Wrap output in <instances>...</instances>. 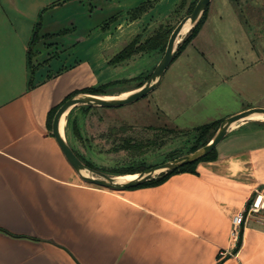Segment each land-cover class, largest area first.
I'll return each mask as SVG.
<instances>
[{"label": "crops", "instance_id": "1", "mask_svg": "<svg viewBox=\"0 0 264 264\" xmlns=\"http://www.w3.org/2000/svg\"><path fill=\"white\" fill-rule=\"evenodd\" d=\"M143 1L0 0V264H264V220L246 214L251 199L264 204V123L232 129L195 173L124 190L83 181L48 125L53 107L114 66L124 46H102V34L169 2L131 18Z\"/></svg>", "mask_w": 264, "mask_h": 264}, {"label": "rangeland", "instance_id": "2", "mask_svg": "<svg viewBox=\"0 0 264 264\" xmlns=\"http://www.w3.org/2000/svg\"><path fill=\"white\" fill-rule=\"evenodd\" d=\"M166 1L169 2L156 3V9L139 27L130 24L128 18L111 27L102 34V46L122 48L137 33L145 41L161 25L175 27L195 0H186V5L177 11L181 0ZM200 31L146 96L119 107L85 110L77 106L73 119L81 137L74 136L72 125L67 133L66 122L67 140L108 171L104 173L115 175L111 171L117 168L142 161L157 165L185 155L195 143L191 129L246 108L264 107V0H212ZM188 34L182 36L178 46ZM163 55L136 53L119 65L107 66V76L99 68L95 84L106 77L131 79L119 85V90L105 94L121 97L126 92L121 91L124 86L146 81ZM100 57L104 61L103 55ZM251 123L264 121L249 118L233 129Z\"/></svg>", "mask_w": 264, "mask_h": 264}, {"label": "water", "instance_id": "3", "mask_svg": "<svg viewBox=\"0 0 264 264\" xmlns=\"http://www.w3.org/2000/svg\"><path fill=\"white\" fill-rule=\"evenodd\" d=\"M212 0H198L193 11L183 17L173 29L167 43L164 55L154 68L151 76L139 87L131 89V93L125 97L106 99L102 95L89 92H80L69 97L60 105L52 121V133L56 137L59 145L63 149L68 161L80 175L83 181L96 184L112 190H124L136 187L145 181L157 177L161 173L175 170L181 166L200 160L221 143L226 135L233 129V124H238L248 119L254 113H264V107H251L224 118L213 137L203 146L191 151L185 155L172 160L162 162L157 165L137 172V177L128 181L116 180L117 175H109L100 170L89 167L74 151L72 145L67 140L65 133L61 131V120L65 113L69 112L79 105H92L100 107H119L133 103L153 91L161 82L165 71L171 65L178 49V44L182 38L184 29L189 25V32L201 19ZM186 32V33H187ZM180 39V40H179ZM88 171L89 174L83 173Z\"/></svg>", "mask_w": 264, "mask_h": 264}, {"label": "trees", "instance_id": "4", "mask_svg": "<svg viewBox=\"0 0 264 264\" xmlns=\"http://www.w3.org/2000/svg\"><path fill=\"white\" fill-rule=\"evenodd\" d=\"M198 0H195L193 2H191V4L188 7V14L191 13L196 5ZM155 2L153 0H145L142 3H140L138 6L130 9L129 11V15L131 18L135 19L139 16H141L143 13L147 12L150 8H152L154 6ZM186 5V0H181L176 8V11L178 10V8H182ZM209 8V7H208ZM208 8L205 11V13L203 14V16L201 17V19L199 20V22L189 31V34L185 37V39L183 40V42L178 46L177 49V53L173 59L176 60V58L179 57V55H181V53L187 48L188 45H190L192 43V41L196 38V36L199 34L200 30L202 29L203 25L205 24L206 20H207V15H208ZM175 27H164L163 25H161L156 31L155 33L148 37L145 41H141V36L142 34L139 33L137 34L132 40H130L116 55H114L110 60H109V64L111 65H118L128 59H130L133 55H135L136 53L139 52H149V53H153V54H161L163 55L165 53L166 47H167V43L168 40L170 38V35L173 31ZM40 31V22L37 24V27L35 28V31L33 33V37H32V41L31 44L34 45L38 40H40L42 38V36L39 34ZM66 32V31H63ZM46 36H50V35H46ZM35 52L31 49L29 52V62L31 63L32 58L34 57ZM172 61V62H173ZM32 66V64H31ZM149 76V75H148ZM147 76V78H148ZM131 79H117V80H112L106 83H101L99 85L96 86H90V87H85L82 89H78L73 91L72 93H70L65 99H68L71 96H74L75 94H78L80 92H89V93H93V94H109L111 92L117 91L120 89L121 84L128 82ZM145 81H140L138 82L136 85L134 86H129V87H123L121 89V91H128L134 88H137L139 86H141ZM64 101L61 103L63 104ZM57 105L55 107H53L49 113V118H48V125L50 127V129H52V121L54 118V115L56 113V111L58 110V108L60 107V105ZM76 108L78 107H74L69 114L67 115V133L69 131V126L72 125V132L74 134V136L76 137H81V131L80 128L78 126V123L76 121V119H73V114L76 110ZM81 108H85V110H91L93 108H105V107H100V106H92V105H81ZM223 119H220L218 121H213L211 123L208 124H204L198 127H195L193 129H191V133L195 138V143L192 145L191 149L189 150V152L194 151L196 149H198L199 147L205 145L215 134V132L217 131L221 121ZM181 131V130H180ZM70 144L72 145L74 151L76 152V154L91 168L93 169H97L100 170L102 172H108L106 169L98 167L92 160L86 158L70 141ZM131 144V143H130ZM177 156H173L170 159L176 158ZM218 157V151L217 148L213 149L211 152H209L207 155H205L203 158H201L198 161L192 162V163H188L185 164L183 166H181L178 169L175 170H170L164 173H161L160 175H158L155 178H152L148 181L143 182L142 184L136 186V187H140V186H146V185H151V184H159L162 183L163 181H165L167 178H169L172 174L177 173V172H182V171H189V172H197L196 171V165L198 162L202 161V160H215ZM152 165H146V163L144 161L140 162L137 165H130L127 167H121V168H117L111 171V173L115 174V175H119V174H126V173H137L140 171H143L149 167H151ZM253 199H251L248 202L247 208L250 207V205L252 204ZM241 243V236L239 239V242L237 244V247L240 246Z\"/></svg>", "mask_w": 264, "mask_h": 264}, {"label": "built area", "instance_id": "5", "mask_svg": "<svg viewBox=\"0 0 264 264\" xmlns=\"http://www.w3.org/2000/svg\"><path fill=\"white\" fill-rule=\"evenodd\" d=\"M260 196L253 200L252 204L250 207L247 209L246 213L248 212L247 215L250 214H257L260 217V220H264V215L261 214L262 209L264 208V204L261 202H258V199ZM246 219V214L244 212L238 213L233 217L232 220V227H231V240L233 242H239L240 236H241V231H242V226L243 222Z\"/></svg>", "mask_w": 264, "mask_h": 264}, {"label": "bare ground", "instance_id": "6", "mask_svg": "<svg viewBox=\"0 0 264 264\" xmlns=\"http://www.w3.org/2000/svg\"><path fill=\"white\" fill-rule=\"evenodd\" d=\"M188 29H189V25H187V27L184 29V31H183V33H182V35H184L187 31H188ZM180 40V39H179ZM132 91H129V92H123V93H121L122 94V96L121 97H125V96H127L128 94H130ZM102 97L103 98H106V99H114V98H121V97H116V96H105V95H102ZM250 119H261V120H264V113H254V114H252L250 117H249ZM248 118V119H249ZM66 122H67V113H65L64 114V116H63V118H62V120H61V131L63 132V133H65V130H64V128H65V125H66ZM236 125L237 124H233V128L234 127H236ZM83 173H85V174H89V172L88 171H83ZM137 173H126V174H121V175H118V176H116L115 178H116V180H119V181H121V182H123V181H128V180H130V179H133V178H135V177H137ZM258 202L259 203H261L262 202V197H260L259 199H258Z\"/></svg>", "mask_w": 264, "mask_h": 264}]
</instances>
